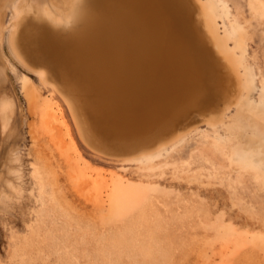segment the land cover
<instances>
[{"label":"rangeland","instance_id":"1","mask_svg":"<svg viewBox=\"0 0 264 264\" xmlns=\"http://www.w3.org/2000/svg\"><path fill=\"white\" fill-rule=\"evenodd\" d=\"M77 1L0 0V264H264V0H201L231 64L193 0L221 86L199 103L205 86L183 84L167 132L141 124L126 150L12 43L27 17L68 23Z\"/></svg>","mask_w":264,"mask_h":264},{"label":"bare ground","instance_id":"2","mask_svg":"<svg viewBox=\"0 0 264 264\" xmlns=\"http://www.w3.org/2000/svg\"><path fill=\"white\" fill-rule=\"evenodd\" d=\"M163 1L166 8L161 7V11L166 16L161 23L166 29L162 37L156 33V36L149 40V36L146 35V39L142 38L145 43L138 45L127 43L128 37L132 42L138 39L134 36L139 32L135 34L131 24L130 35L123 34L122 29L118 28L120 24L117 22V16L122 5L117 4V0H78L72 8L70 21L75 19L81 21L86 18L87 21L91 20L92 29H96L90 37V43L51 33L50 23L41 20L39 15L24 20L19 34L13 36L12 43L32 62L45 65L49 71L50 67H55L61 75H65L73 86L71 90L78 93L75 98L93 132L103 140L126 150L137 143L132 139H137L138 134L145 130L141 127L142 123L134 122L137 118L133 115L136 112L134 109L139 108L143 111L151 107L152 110L147 112V121H149L147 124H149L163 117L167 112L168 102H170L169 106L174 104V109L182 105L181 93L178 94L180 97L177 93L183 84H189V87L205 86L201 98L197 100L199 102L208 93H213V89L217 88L224 79L219 71L218 61L213 58L209 59L210 62L203 61L192 49L193 44L189 37L176 43L183 47H174L170 40L172 37L168 33L175 34L174 29L177 30L176 27L180 26L179 18L186 14L187 8L185 5H179L177 8L169 0ZM198 1L212 43L229 64L233 63L220 40L210 12L201 0ZM154 2L159 6L162 4L160 0ZM133 8L135 7L128 8L127 16L133 15L131 12ZM93 13L95 17L91 16ZM47 15L54 18L50 11ZM108 17H113L112 29L104 23ZM120 18H122L121 14ZM121 21L120 19L119 22ZM102 24L104 31L101 28ZM181 34L183 35L182 32ZM159 40L165 44L159 45ZM188 45L191 46L190 50ZM126 48L132 50L136 48L138 52L126 54ZM90 60L94 63L95 69H91L93 63H88ZM29 83V79L25 77L24 84L29 85ZM197 102L193 100L190 104ZM231 105L232 103L227 108Z\"/></svg>","mask_w":264,"mask_h":264},{"label":"water","instance_id":"3","mask_svg":"<svg viewBox=\"0 0 264 264\" xmlns=\"http://www.w3.org/2000/svg\"><path fill=\"white\" fill-rule=\"evenodd\" d=\"M154 1L153 0H117V4L119 3V5H122L117 19H119V21L121 19L122 21L124 20V22L127 21L128 23H130L132 25L133 32H135V34H137L138 32L141 34L146 32L147 34L152 33L150 34V36H153L154 35L153 28H154V30L156 31L155 33H158V35L162 37L163 31H165L166 28L165 26L162 25L161 22H163V18L166 15L165 13H163V11H161V7H165L166 4L163 0H160L162 4L159 6V5H156ZM169 2H171V4L177 8H179V5L180 6L185 5V8H187L185 10L186 14L184 16L181 15V17L179 18L180 26L182 28L176 25L177 30L174 29L175 34L172 35L168 33L172 37L170 38V40L173 42L174 47H179V48L183 47L182 45L176 44V43L183 41V39L186 37H189L193 44L191 45L193 46L192 49L197 52L196 55H199L203 61L205 60V62L206 61L210 62L209 59L212 60V58L213 60L215 59V61H218L216 59L215 54L212 51V47L208 43L205 32L202 30L201 23L196 21L194 18L193 0H169ZM130 6L135 7L133 8V11L131 9V12L133 13V15L127 16L128 14L127 11ZM120 14L122 18H120ZM91 16L95 17L96 15L95 13H93L91 14ZM129 19H131V21ZM90 21H87V19L84 18L81 21L75 19V20H71L69 23L64 22L62 24L50 22L49 24L50 32L60 37H68V38H73L76 40L81 39V41L86 40L88 43H90V37H92L93 32L96 30V29H92L91 27L92 25L90 24ZM183 29H184V32H183ZM180 31L183 33V35L181 34ZM157 39H160V38H157ZM158 43H160L159 45L165 44L160 40L158 41ZM191 46L190 45L187 46L189 50L191 49ZM187 47H184V48H187ZM88 63H93V62L90 60ZM93 66H94V63L92 64V67ZM91 69H95V67ZM167 72H169V70ZM151 110H152L151 107L145 108V110L143 111L140 110L139 108L134 109V111L136 112L133 113V115L139 119V120H136V122L142 123V124L148 123L147 112H150ZM112 111L114 112V109ZM173 116H174V113L172 114L170 112H166L163 115V117L160 118L159 120L146 124L149 126V130L146 134L142 135V137L153 138L155 136L153 139H157L158 137L156 136H160L161 134H163L161 132H165V131L167 132L168 128L171 125V120H173L174 118ZM132 119L133 117L131 118V120ZM157 131H159V134L153 135Z\"/></svg>","mask_w":264,"mask_h":264}]
</instances>
